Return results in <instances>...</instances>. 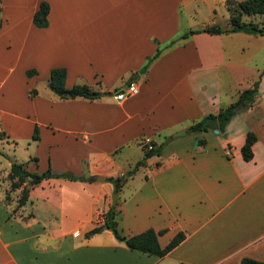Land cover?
I'll return each mask as SVG.
<instances>
[{
  "label": "crops",
  "instance_id": "obj_1",
  "mask_svg": "<svg viewBox=\"0 0 264 264\" xmlns=\"http://www.w3.org/2000/svg\"><path fill=\"white\" fill-rule=\"evenodd\" d=\"M42 1L48 24L38 27ZM0 18V264L264 262V34L179 38L205 25L228 29L226 0H0ZM242 19L264 27V15ZM173 39L143 71L158 43ZM54 67L66 69L67 88L86 83L99 98H59L48 85ZM259 76L256 101L224 133L188 132ZM130 81L139 92L117 101L114 92ZM248 132L256 136L251 160L241 155ZM143 137L156 146L169 140L128 176L143 158ZM22 139L20 160L4 148L15 151ZM12 162L93 180L27 184L17 207L20 189L5 200ZM109 177L121 178L118 192ZM111 207L123 235L162 230L161 247L178 232L184 239L162 257L130 250L104 228ZM96 225L101 231L85 236Z\"/></svg>",
  "mask_w": 264,
  "mask_h": 264
},
{
  "label": "trees",
  "instance_id": "obj_2",
  "mask_svg": "<svg viewBox=\"0 0 264 264\" xmlns=\"http://www.w3.org/2000/svg\"><path fill=\"white\" fill-rule=\"evenodd\" d=\"M226 6L229 11V24L228 29H223L218 25H205L201 28L191 29L183 33L179 38L185 39L189 35L198 33V32H207V33H223V32H236L244 31L252 34H264V27L259 26L256 22H246L242 19L243 14L247 15H264V0H226ZM49 5L47 2L42 1L39 4L38 9L33 14V23L38 27H45L48 24V15ZM2 19L0 18V26ZM176 42L175 39L169 41L166 45H161L158 43V47L155 53L148 57L143 65V71H146L149 65L157 59L164 48L172 46ZM35 71L28 70L27 75H32ZM264 72V69H263ZM66 69L64 67H54L50 70L49 77V88L61 99H74L77 97L87 98L89 100L97 99L100 96V91L92 89L86 83H77L72 87L67 88L65 86L66 79ZM260 76L256 81H254L253 86L246 88L242 91H239L236 99L231 102L228 106L223 107L217 114L209 113L205 115L200 120L192 123L188 127V132L190 133H199L209 130H218L221 133H224L225 127L231 118L238 112L247 109L251 106L259 96L258 86H259ZM104 95L109 94L104 92ZM32 139H39V130L38 126L35 125ZM169 138H166L158 146L154 145L153 149L144 151L143 158L138 160L132 169L127 171V175H132L135 171L142 165L145 164L147 158L159 155L161 149L167 143ZM256 140V136L252 132H248L245 138V142L241 147V155L245 160H251L253 157L252 145ZM204 140L200 139L199 144L204 145ZM145 147V146H144ZM49 177H58V178H67L74 180H93L92 178H86L83 176H76L70 172L55 173L51 170L50 165L42 173L30 172L26 168V163L23 162H12L10 170L7 174L8 180L11 182V187L13 189H19L22 185L21 194L17 201V207L22 206L27 198L29 189L26 188L27 184L34 185L38 184L44 178ZM120 177H109L107 180L112 182L115 185L114 191L118 192L121 188ZM9 195V194H7ZM5 195V200L9 201L10 197ZM10 196V195H9ZM115 216V207H111L107 213V219L104 225H107L109 229L113 232L114 236L125 243V245L130 250H138L148 254H153L158 257H162L177 246L183 239L184 233L178 232L164 247H161L158 241V235L163 231H155L152 228H148L140 233L133 235H123L119 232L117 228V223L114 220ZM102 226L96 225L92 229L88 230L85 233V236H91L99 231H101ZM240 264H264L263 261L243 258L240 261Z\"/></svg>",
  "mask_w": 264,
  "mask_h": 264
},
{
  "label": "built area",
  "instance_id": "obj_3",
  "mask_svg": "<svg viewBox=\"0 0 264 264\" xmlns=\"http://www.w3.org/2000/svg\"><path fill=\"white\" fill-rule=\"evenodd\" d=\"M139 92L137 83L135 81H130L124 85L123 88L118 89L114 92V98L117 101H122L128 97H131L133 95H136ZM142 143L145 146L146 150L153 149L152 140L149 137H143ZM230 153L227 152V155Z\"/></svg>",
  "mask_w": 264,
  "mask_h": 264
},
{
  "label": "rangeland",
  "instance_id": "obj_4",
  "mask_svg": "<svg viewBox=\"0 0 264 264\" xmlns=\"http://www.w3.org/2000/svg\"><path fill=\"white\" fill-rule=\"evenodd\" d=\"M262 21L264 22V19H262ZM262 58H263V61H264V50L262 51ZM27 146H26V143H25V140H20L19 141V144H18V146L15 148L16 150L14 151L13 150V148H9L7 145L5 146V150L9 153V154H15L16 155V157L18 158V159H20V160H22L24 157H25V154L27 153V151H26V148ZM6 179L8 180V178L6 177ZM8 186H7V190H6V192H7V194H9L10 195V192L11 191H15V189H13L12 187H11V182H10V180H8V184H7ZM22 185H24V183L22 184ZM22 185L20 186V192H19V196H20V194H21V189H22ZM9 195H7L8 197H11V196H9Z\"/></svg>",
  "mask_w": 264,
  "mask_h": 264
},
{
  "label": "water",
  "instance_id": "obj_5",
  "mask_svg": "<svg viewBox=\"0 0 264 264\" xmlns=\"http://www.w3.org/2000/svg\"><path fill=\"white\" fill-rule=\"evenodd\" d=\"M218 130H215V132H217ZM186 130H182V131H178L175 134L176 135H181V134H185ZM102 180V179H101ZM30 187V184L27 185V188ZM116 198H117V193L114 194V196L112 197V204L115 205L116 203ZM105 229H109V227L107 225L104 226Z\"/></svg>",
  "mask_w": 264,
  "mask_h": 264
}]
</instances>
